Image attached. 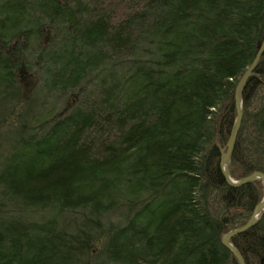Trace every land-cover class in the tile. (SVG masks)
I'll use <instances>...</instances> for the list:
<instances>
[{"label": "trees", "instance_id": "trees-1", "mask_svg": "<svg viewBox=\"0 0 264 264\" xmlns=\"http://www.w3.org/2000/svg\"><path fill=\"white\" fill-rule=\"evenodd\" d=\"M263 36L264 0H0V264H238L264 190L219 157ZM253 72L233 180L264 173ZM230 243L264 264V207Z\"/></svg>", "mask_w": 264, "mask_h": 264}, {"label": "water", "instance_id": "water-1", "mask_svg": "<svg viewBox=\"0 0 264 264\" xmlns=\"http://www.w3.org/2000/svg\"><path fill=\"white\" fill-rule=\"evenodd\" d=\"M264 48V36L262 37L259 46L252 57L250 63L248 66L244 69L240 77L238 78L235 87H234V107H235V116L233 118L232 126L230 128V131L228 133V137L224 146V150H220V157H219V169L221 171V174L225 180V182L232 187L239 186L243 183L258 179L264 184V173L258 170L252 171L249 174L243 175L238 180L231 179L227 174V163L229 159V155L232 151V148L235 143L236 134L240 125L241 121V91L245 85L246 79L249 76H255L253 72V68L256 65L262 51ZM264 207V191L262 194L261 199L254 205L252 208V211L248 217V219L240 226L227 231L221 238L222 244L233 254V256L236 258V261L238 264H245L242 256L240 253L232 246L230 243V237L233 236L236 233L242 232L249 228L255 221L256 217L258 216L259 212ZM227 212V210H225ZM221 221L223 223H226L228 221L227 216H223L221 218Z\"/></svg>", "mask_w": 264, "mask_h": 264}, {"label": "rangeland", "instance_id": "rangeland-1", "mask_svg": "<svg viewBox=\"0 0 264 264\" xmlns=\"http://www.w3.org/2000/svg\"><path fill=\"white\" fill-rule=\"evenodd\" d=\"M234 180H236V179H234ZM262 187H263V190H264V184L262 183Z\"/></svg>", "mask_w": 264, "mask_h": 264}]
</instances>
